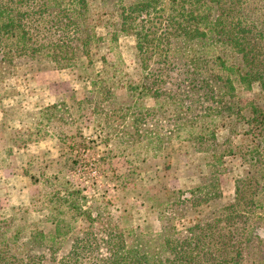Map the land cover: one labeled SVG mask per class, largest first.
Masks as SVG:
<instances>
[{"label":"trees","instance_id":"16d2710c","mask_svg":"<svg viewBox=\"0 0 264 264\" xmlns=\"http://www.w3.org/2000/svg\"><path fill=\"white\" fill-rule=\"evenodd\" d=\"M158 2L139 0L138 4L154 13L162 11L160 23H164L165 31L161 42L165 39L170 45L171 34L185 46L173 55H166L168 51L162 48V53L144 54L143 42L147 35L136 31L140 75L137 82L128 81V77L124 82L113 80V75L103 77L98 70L92 72L96 60L102 65L108 61L103 55L99 59L93 56V50L104 37L93 21L90 0H0V92L2 84L18 74L83 68L90 73L84 72L79 78H90L94 87L90 91L94 97L91 102L100 103L125 92L130 98L135 94L151 96L157 101L163 97L173 114L172 119L164 118L170 129L166 127L168 133L162 134L159 128L156 143L170 142L173 137L198 153H206L207 174L200 178V183L186 191L177 189L165 194L162 211L172 206L176 209L172 218L164 215L160 232L143 234L138 227L121 229L108 225L99 227L102 236L97 237V232L92 231L95 229L90 227L57 263L264 264V258L260 257L264 252V238L253 221V213L248 210L246 195L237 185L234 201L223 205L219 183V175L225 170L224 157L240 152L245 160L254 158L250 165L261 172L259 188L264 187V106L254 100L243 104L238 98L240 89L254 85L264 91V15H259L264 0H257L260 5L247 12L244 5L249 0H169L168 10ZM250 12H256V18H251ZM132 24L125 16L122 25L130 29ZM115 35V31L110 33L111 40ZM193 44L197 48H188ZM154 55L166 60L175 57L181 67L187 66L173 92L162 91L160 87L159 80L168 75L164 68L158 72L146 71V61ZM127 83L132 88L136 86L138 92L125 89ZM96 103L94 112L98 116L103 113L105 122L110 120L112 110L104 111ZM123 103L120 101L121 110ZM63 106L64 111L68 110L66 104ZM62 109L59 104H51L39 112L42 120L49 122ZM143 109L146 112L134 114L130 124L132 134L139 137L152 131L145 127L147 115H156L153 109ZM240 124L246 126L243 134L252 136L249 145L233 142ZM219 128L228 131L224 141L218 139ZM1 150L6 159L12 156L11 144ZM78 210L83 211L81 207ZM83 212L89 216L90 211ZM186 214L192 222L179 226L177 220ZM17 219L20 223L14 227ZM32 225L24 215L16 217L15 212L0 220V264H44V259L55 263L58 257L53 243L61 235L60 228L47 233ZM45 249L50 255L48 251L43 252Z\"/></svg>","mask_w":264,"mask_h":264},{"label":"rangeland","instance_id":"374dc122","mask_svg":"<svg viewBox=\"0 0 264 264\" xmlns=\"http://www.w3.org/2000/svg\"><path fill=\"white\" fill-rule=\"evenodd\" d=\"M90 1L93 3V21L98 26V33L104 37L93 50V56L99 59L103 55L108 61L102 65L96 60L94 73L98 70L103 77L113 75V80L124 82L128 77V81L137 82L140 53L136 46V31L147 35L143 42L144 54L162 53V48L168 51L166 55H173L185 46L171 34L170 45L165 39L161 42L165 31L164 23H160L162 11L155 14L152 9H142L139 0ZM158 1L165 10L170 8L169 0ZM255 5L260 3L249 0L244 8L246 12L254 11ZM262 8L261 17L264 15ZM255 13L250 12L249 15H253L250 17L256 18ZM125 16L133 23L130 29L122 25ZM112 31L117 34L113 40L110 38ZM195 45L188 48H197ZM158 58L155 55L148 58L145 69L158 72L159 68H164L168 75L159 80L160 87L162 91L173 92L187 66L181 67L175 57ZM84 72L85 75L90 73L77 67L18 74L8 78L0 92V151L6 144L12 145L13 134H18L16 131L22 136L16 135L15 143L20 144L18 136L25 137L21 140L26 142L16 147L12 145V156L7 159L3 152L0 154V220L15 212L16 217L24 215L33 228L44 232L54 233L59 227L61 235L53 243L58 259L53 264H58L60 256L90 227L95 229L92 231L97 232V237L102 236L99 227L108 225L121 229L138 227L143 234L160 232L164 215L172 218L176 209L172 206L162 211L165 194L177 189H191L207 174L206 153H198L173 137L170 142L156 143L157 130L160 128V133L164 134L170 129L165 119H172L173 109L165 98L160 97L157 101L138 94L130 98L125 92L117 98L91 102L94 97L90 91L94 87L90 78H79ZM125 89L138 92V88H132L129 83ZM123 91L119 89V92ZM238 98L243 104L254 100L264 106V91L257 85L240 89ZM120 101L124 102L123 110ZM95 103L104 111L112 110L110 120L105 122L103 113L98 116L94 112ZM51 104H59L61 109L66 104L69 108L62 109L47 122L42 120L39 111ZM142 107L153 109L156 115H147L145 127L152 131L139 137L132 134L130 124L134 114L146 112ZM40 120L42 124L38 125ZM245 129V125H238L237 134L233 136L235 144H251L252 136L243 134ZM216 132L219 141H224L228 135L224 128ZM180 134L184 137V133ZM239 153L224 157L225 170L219 175L221 202L223 205L233 202L239 185L247 197L253 221L264 238V187L259 188L261 172L250 165L254 158L245 160ZM78 207L90 211L89 218ZM14 222V227L20 223L19 219ZM191 222V216L187 215L179 217L176 223L180 226ZM47 251L43 252L46 254ZM260 254L264 258V252ZM47 263L44 259V264Z\"/></svg>","mask_w":264,"mask_h":264},{"label":"crops","instance_id":"0c3cea01","mask_svg":"<svg viewBox=\"0 0 264 264\" xmlns=\"http://www.w3.org/2000/svg\"><path fill=\"white\" fill-rule=\"evenodd\" d=\"M15 131V130H14ZM18 134H13L14 135V137L16 136V135H21V132H18V131H16ZM22 136V135H21ZM21 136H18L19 138L17 139V141L20 143V144H16L15 143V138L14 137H12V145H13V147H16V146H20V145H23L24 143H26V142H23L21 139L22 138H25V137H21ZM17 137V136H16Z\"/></svg>","mask_w":264,"mask_h":264}]
</instances>
